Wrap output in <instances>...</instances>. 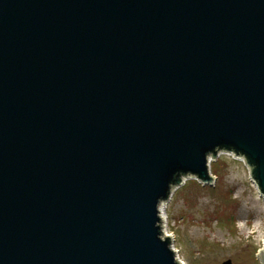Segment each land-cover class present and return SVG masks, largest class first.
<instances>
[{
	"label": "water",
	"instance_id": "95a60500",
	"mask_svg": "<svg viewBox=\"0 0 264 264\" xmlns=\"http://www.w3.org/2000/svg\"><path fill=\"white\" fill-rule=\"evenodd\" d=\"M220 154L264 200V0H0V264H180Z\"/></svg>",
	"mask_w": 264,
	"mask_h": 264
},
{
	"label": "rangeland",
	"instance_id": "374dc122",
	"mask_svg": "<svg viewBox=\"0 0 264 264\" xmlns=\"http://www.w3.org/2000/svg\"><path fill=\"white\" fill-rule=\"evenodd\" d=\"M209 170L212 185L189 178L164 206V229L176 255L185 264H261L264 200L248 169L220 154Z\"/></svg>",
	"mask_w": 264,
	"mask_h": 264
},
{
	"label": "bare ground",
	"instance_id": "6f19581e",
	"mask_svg": "<svg viewBox=\"0 0 264 264\" xmlns=\"http://www.w3.org/2000/svg\"><path fill=\"white\" fill-rule=\"evenodd\" d=\"M211 162H212V161H211ZM211 162H210V163H211ZM210 163H209V167H210ZM209 167H208V168H209ZM161 210H162V211H161L162 220H163V222L165 223V221H166V220H165V217H164L165 214H164V211H163L162 208H161ZM163 227H164V226H163ZM163 229H164V228H163ZM164 234H165L166 236H168L169 238H172V235H169L168 232L166 231V229H164ZM175 253H176V251H175ZM178 259H179V258H178ZM179 262H180V264H185V263H184L182 260H180V259H179Z\"/></svg>",
	"mask_w": 264,
	"mask_h": 264
}]
</instances>
